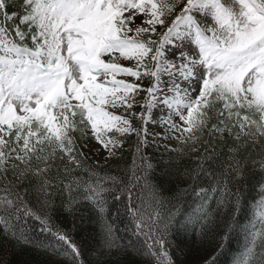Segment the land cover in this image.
<instances>
[{"label":"snow or ice","instance_id":"6c2138e0","mask_svg":"<svg viewBox=\"0 0 264 264\" xmlns=\"http://www.w3.org/2000/svg\"><path fill=\"white\" fill-rule=\"evenodd\" d=\"M128 114L142 129L158 119L165 139L179 134L180 144L201 153L186 173L191 192L186 187L178 197L194 196L203 208L223 188L221 203L232 200L239 211L247 167L264 177V0H0V235L30 244L20 224L34 219L42 234L64 246L46 250L70 251L77 264L79 249L37 214L32 200L47 208L66 194L67 212L90 205L103 218L105 185L117 187L115 200L127 201L133 234H144L142 243L160 264H173L165 247L170 233L193 225V235L214 229L210 212L189 217L182 199L162 211L172 204L163 185L171 182L173 166L154 168L143 151L148 133L133 129ZM88 133L105 160L116 158L121 137L139 138L141 162L134 161L129 180L73 178L81 170L96 176L85 163L87 145L77 143ZM209 182L219 187L206 188ZM259 188L264 194V181ZM257 207L235 264H264V199ZM228 239L226 231L222 245ZM122 251L106 225L97 264H119L112 258Z\"/></svg>","mask_w":264,"mask_h":264},{"label":"trees","instance_id":"16d2710c","mask_svg":"<svg viewBox=\"0 0 264 264\" xmlns=\"http://www.w3.org/2000/svg\"><path fill=\"white\" fill-rule=\"evenodd\" d=\"M8 12L9 14L17 13L18 16L22 15L21 10L17 8H9ZM143 87H148V84L145 83ZM143 100L144 96L141 95L138 103H142ZM132 111H136L135 113L139 116L142 109L135 107ZM130 120H132L133 129H141L142 133L147 131L149 147L143 151L154 168H161L163 165L173 166L170 169L172 172L171 182L163 185V198L165 201H171L172 204L166 205L162 211L167 214L177 199H182L183 204L180 206L182 212H186L189 217L210 212L216 225L214 229L207 230L202 235H193L194 225L189 226L186 232L182 230L179 233H170L165 247L173 264H235L248 244L245 233L254 219V211H258V201L264 199V194L260 192L259 188L264 177L258 172H253L251 165L247 167V171L251 175L242 186L243 197L239 211H236L235 202L232 200L221 203L224 194L223 188H220L219 196L213 195L204 202V207L201 208L196 197H178L177 195L183 192L186 187L191 192V187L187 184L186 173L195 167L196 161L201 156L200 152L194 151L196 146L182 145L179 143V138L172 140L170 144L163 143L157 138L153 139L147 127L142 129L140 120L131 117V115ZM87 135L89 137L87 141L81 142L77 139V143L82 149L85 144L95 142L91 138V133ZM110 135L115 136L116 134ZM138 140L139 138L135 135L121 137L120 141L123 143V147L116 150V158L100 162L93 160L85 151L84 155L87 158L85 163L95 170L96 176L81 170L73 173V178L87 184L93 183L100 177L129 180L130 170L135 167L134 161L141 162L136 154ZM175 149H179V152L169 151ZM259 152L260 149L257 148V154ZM257 154H253V160L258 158ZM204 186L206 188L219 187V185H212L210 182L205 183ZM105 188L108 189L104 193V197L107 198V211L103 218L99 217L90 205L81 206L71 213L67 212L65 210L66 194L54 196L47 208L37 204L34 199L32 206L37 214L50 220L54 230H59L66 235L79 249L80 258L77 264H97V261L101 259L97 255L101 236L105 226L109 224L113 229L115 245L123 249L112 259L118 261L119 264H160L155 255L148 254L147 246L142 243L144 234H141L139 238L133 234L136 220L127 210V201L114 199L118 194L117 187L105 185ZM119 194L124 195L123 192ZM255 219L258 223V217ZM42 227L34 219L20 224L21 237H26L31 241L27 245L23 242L16 243L11 237L4 238L3 235H0V264H73L70 251L67 254H53L46 250L49 244L59 245L62 248L64 246L55 241L53 236L42 234ZM196 231L200 232L199 229ZM226 231L229 232V239L225 246L221 243V237ZM148 243H152V241L149 240ZM36 245L40 247L38 248ZM222 247L223 251H221ZM157 251H159L158 247Z\"/></svg>","mask_w":264,"mask_h":264},{"label":"rangeland","instance_id":"374dc122","mask_svg":"<svg viewBox=\"0 0 264 264\" xmlns=\"http://www.w3.org/2000/svg\"><path fill=\"white\" fill-rule=\"evenodd\" d=\"M137 23H139V19L137 20ZM159 31V29H158ZM120 64L124 67H131L132 63L131 62H126V61H121ZM120 79L125 80L128 83H133L134 81L132 80V78H123L121 77ZM138 83V82H136ZM113 114L115 115H122L123 110H112ZM136 112V111H135ZM156 117L160 116V113L157 112L155 113ZM124 118L126 119H130V114L125 115ZM177 123H179L177 121ZM147 130L151 133L152 136H155L159 141L163 142V143H167L170 144V142L172 141L171 139H165L164 137L166 135H169L168 133H165L162 131V129L159 127V120L157 119V126H153L152 124L147 125ZM177 137L179 138V134H177ZM86 153L95 161H104L105 160V156L107 155L106 152H104V150L100 147V145L96 144L95 142H92L90 144H87V150Z\"/></svg>","mask_w":264,"mask_h":264}]
</instances>
